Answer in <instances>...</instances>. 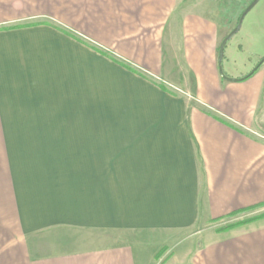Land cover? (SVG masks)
Segmentation results:
<instances>
[{
  "label": "crops",
  "instance_id": "0c3cea01",
  "mask_svg": "<svg viewBox=\"0 0 264 264\" xmlns=\"http://www.w3.org/2000/svg\"><path fill=\"white\" fill-rule=\"evenodd\" d=\"M216 3L0 0V264H264V221L205 227L264 205V66L221 77Z\"/></svg>",
  "mask_w": 264,
  "mask_h": 264
},
{
  "label": "rangeland",
  "instance_id": "374dc122",
  "mask_svg": "<svg viewBox=\"0 0 264 264\" xmlns=\"http://www.w3.org/2000/svg\"><path fill=\"white\" fill-rule=\"evenodd\" d=\"M230 1L231 0H227ZM251 0H234L236 9L245 8L251 3ZM253 1V0H252ZM226 0H217V5L223 6ZM243 10V11H244ZM242 14V13H241ZM264 0H260L257 5L246 15L242 27L226 44L225 56L222 62L224 73L233 77L240 72L247 71L250 74L259 66H264ZM235 78V77H233ZM264 221V206L257 209L239 213L234 216H227L220 220L211 221L205 227L211 230H217L224 235H230L234 232H241L257 226ZM203 245L202 240L196 238L194 241L189 238H182L175 252L180 253L181 249H197ZM165 246L157 253V264H164L162 256L166 254L171 257L173 251ZM180 251V252H179ZM184 255V253H182Z\"/></svg>",
  "mask_w": 264,
  "mask_h": 264
},
{
  "label": "water",
  "instance_id": "95a60500",
  "mask_svg": "<svg viewBox=\"0 0 264 264\" xmlns=\"http://www.w3.org/2000/svg\"><path fill=\"white\" fill-rule=\"evenodd\" d=\"M260 0H253L246 8L245 10L242 12L236 26L227 34V36H225V38L222 40L220 46H219V55H218V67H219V73L221 75V77L224 80L227 81H232V82H236V81H240V80H244L245 78H247L250 74H248L247 76H244L243 78H233V77H229L227 76L224 71H223V66H222V62L225 56V47L227 42L236 34L240 31L243 21L246 17V15L257 5V3ZM264 62V60L262 61Z\"/></svg>",
  "mask_w": 264,
  "mask_h": 264
},
{
  "label": "trees",
  "instance_id": "16d2710c",
  "mask_svg": "<svg viewBox=\"0 0 264 264\" xmlns=\"http://www.w3.org/2000/svg\"><path fill=\"white\" fill-rule=\"evenodd\" d=\"M258 69V68H257ZM257 69H255L253 72H251L250 73V75L249 76H251ZM248 76V77H249ZM264 205H262V206H257V207H253V208H249V209H245V210H240V211H237V212H233L232 214H230V216H234V215H237V214H239V213H243V212H246V211H249V210H253V209H257V208H259V207H263Z\"/></svg>",
  "mask_w": 264,
  "mask_h": 264
}]
</instances>
